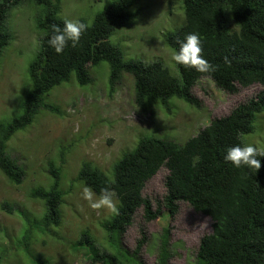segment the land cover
<instances>
[{
    "label": "trees",
    "instance_id": "1",
    "mask_svg": "<svg viewBox=\"0 0 264 264\" xmlns=\"http://www.w3.org/2000/svg\"><path fill=\"white\" fill-rule=\"evenodd\" d=\"M22 0H0V57L11 43L13 34L9 15ZM41 12L35 18L40 32V43L27 65L30 88L21 98L19 111L0 120V170L15 184L23 182L25 170L8 152L12 136L33 123L42 110L59 113L47 101L52 89L74 77L79 85L93 81L92 68L107 65V85L110 93L116 90L124 74L134 83V103L146 110L147 103L155 102L170 110V101L178 98L194 107L201 102L193 93L197 82L208 78L227 93L259 83L264 85V0H182L184 20L174 30L163 33V42L175 52L184 37L195 32L201 39L200 55L213 66L210 72H196L176 64L174 74L161 60L149 62L124 58L119 43L110 37L137 14L132 7L139 0H112L97 11L76 47L66 45L57 54L47 44L53 24L63 27L60 10L63 0H35ZM172 2L168 4L170 7ZM264 111V91L234 107L229 114L214 117L210 122L183 142L157 135L142 136L132 149L124 151L114 162L109 174L91 161H84L78 181L102 195L108 189L115 195L116 212L101 222L106 243L101 244L83 230L74 249L92 264H142L139 253L147 242L137 241L133 251L124 244V235L133 223L139 208L145 221L155 220L165 208L174 218L180 203H188L195 211L209 216L212 231L199 243L194 264H264V157L253 175L247 169H236L223 160L228 147L245 145L243 135L254 130L258 114ZM161 168L167 170L165 195L154 209L152 201L143 195L146 182ZM51 183L36 186L30 197L44 203V212L34 216L28 210L3 202L1 208L17 213L25 228L17 237L7 235L0 245V264L6 258L20 256V251L34 264L41 261L32 250L36 231L55 234L62 223L63 191L61 168L50 163ZM170 228L161 233L156 264H167L171 257Z\"/></svg>",
    "mask_w": 264,
    "mask_h": 264
},
{
    "label": "rangeland",
    "instance_id": "2",
    "mask_svg": "<svg viewBox=\"0 0 264 264\" xmlns=\"http://www.w3.org/2000/svg\"><path fill=\"white\" fill-rule=\"evenodd\" d=\"M111 1L63 0L60 15L69 20L86 18L91 23L94 14ZM131 9L137 15L120 27L110 40L121 45L124 58L145 62L161 60L177 74L176 63L171 60L175 51L163 42V33L182 25V0H139ZM40 12L35 0H22L10 12L8 20L13 39L0 57V120L19 111L20 100L30 88L27 65L40 43L41 34L35 26ZM105 64L91 69L93 81L85 86L72 77L54 87L47 101L55 105L59 113L42 110L32 124L15 133L8 142V152L23 166L25 176L22 183L15 184L0 170V245L2 237L4 241L7 235L17 237L25 228L21 216L1 208L3 202L39 217L44 212V203L30 197L29 193L36 186H49L52 162L61 168L62 223L55 227V234L36 231L31 248L42 262L49 261L48 264H92L83 256L84 251L74 249L73 244L83 230H89L99 243L105 244L106 233L101 222L110 217L112 211L107 206H91L101 195L78 181L82 163L91 161L109 174L114 162L124 151L132 149L142 136L153 134L183 142L212 118L227 115L238 104L264 91V85L253 84L236 93H227L217 88L211 79L204 78L193 89L201 102L200 108L173 98L170 110L155 102L147 103V109L142 110L134 103L131 75L124 74L116 90L110 93ZM243 140L245 145L264 148V111L258 114L254 130L244 134ZM166 174L167 170L161 168L143 188V195L152 201L154 209L165 195ZM85 187L92 193L91 200L83 197ZM110 199L115 206V195L111 194ZM165 227L170 228L171 257L167 264H194L200 239L212 231V220L186 202L180 203L174 218L162 208L159 216L149 222L139 208L124 235V244L133 251L144 232L147 242L138 259L142 264H156ZM10 255L6 258L9 264H34L21 251L20 256Z\"/></svg>",
    "mask_w": 264,
    "mask_h": 264
},
{
    "label": "clouds",
    "instance_id": "3",
    "mask_svg": "<svg viewBox=\"0 0 264 264\" xmlns=\"http://www.w3.org/2000/svg\"><path fill=\"white\" fill-rule=\"evenodd\" d=\"M62 23V28L55 24L52 25L47 39L48 46L57 54H60L68 44H70L71 47H76L80 41L81 34L88 27L86 23L81 22L79 19L69 20L65 18ZM200 53L201 39L198 34L193 32L184 37V40L180 43L178 51L172 54L171 60L174 63L183 66L185 69L191 68L196 72L203 73L214 70L213 66H211L200 55ZM258 157H264V148L259 145H233L226 149L225 154L223 155V160L230 163L232 167L236 169L244 168L254 175L261 166V161ZM82 191L84 199L91 200L92 193L89 189L85 187ZM101 192L102 195L100 196V199L91 203V206L94 208L107 206L113 213H115L116 208L111 202L110 191L108 189H102Z\"/></svg>",
    "mask_w": 264,
    "mask_h": 264
}]
</instances>
